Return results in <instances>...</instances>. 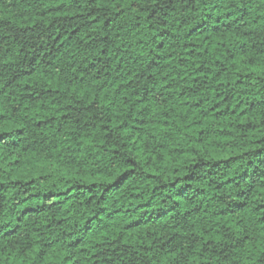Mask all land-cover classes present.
<instances>
[{"label":"trees","instance_id":"obj_1","mask_svg":"<svg viewBox=\"0 0 264 264\" xmlns=\"http://www.w3.org/2000/svg\"><path fill=\"white\" fill-rule=\"evenodd\" d=\"M0 264H264V0H0Z\"/></svg>","mask_w":264,"mask_h":264}]
</instances>
